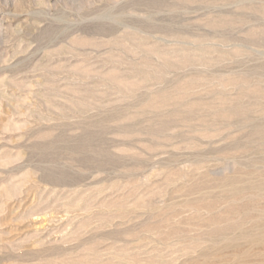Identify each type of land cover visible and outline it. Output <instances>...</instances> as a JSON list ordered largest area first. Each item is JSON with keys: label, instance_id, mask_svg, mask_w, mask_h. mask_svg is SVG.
Returning <instances> with one entry per match:
<instances>
[{"label": "rangeland", "instance_id": "rangeland-1", "mask_svg": "<svg viewBox=\"0 0 264 264\" xmlns=\"http://www.w3.org/2000/svg\"><path fill=\"white\" fill-rule=\"evenodd\" d=\"M0 264H264V0H0Z\"/></svg>", "mask_w": 264, "mask_h": 264}]
</instances>
